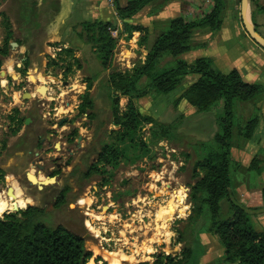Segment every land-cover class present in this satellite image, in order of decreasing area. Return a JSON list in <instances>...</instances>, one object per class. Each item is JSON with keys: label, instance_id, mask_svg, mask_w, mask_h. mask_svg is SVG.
Here are the masks:
<instances>
[{"label": "rangeland", "instance_id": "rangeland-1", "mask_svg": "<svg viewBox=\"0 0 264 264\" xmlns=\"http://www.w3.org/2000/svg\"><path fill=\"white\" fill-rule=\"evenodd\" d=\"M103 4L110 10L107 1ZM28 11L19 0H0V172L4 175L0 201H9L4 195L8 188H18L15 176L24 178L18 200L44 211L47 227L62 226L83 238L92 254L86 264H153L157 254L180 256L185 247L180 232L194 209L192 189L206 176L203 162L219 145L223 101H208L202 111L183 99L199 78L189 75L175 91H153L133 100L134 108H129L128 97L118 96L122 90L117 84L146 59L140 48L142 30L132 31L136 49L126 26L120 29L114 60L105 69L89 40L101 28L95 24L113 21L77 26L72 43L70 38L68 42L48 35L44 28L26 35L16 31ZM170 60H162L157 71L168 68ZM256 68L260 72L255 69L257 73L247 80L264 87V65ZM219 70L228 74L232 69ZM149 83L145 77L139 88ZM42 87L48 89L45 96L39 93ZM27 94L33 97L24 99ZM132 109L159 125L142 119L135 128L123 117L126 113L131 117ZM235 116L232 189L237 202L253 212L256 229L262 232L264 92L253 101H237ZM256 117L258 127L249 134V123ZM163 125L172 136L166 135ZM103 148L109 155L101 160ZM35 164L47 169L37 176L39 181L48 179L43 190L37 181L27 179L32 172L38 175ZM27 207L18 211L13 207L0 220L12 215L22 218ZM211 225L205 219L196 226L206 249L198 264H230L228 249L211 233Z\"/></svg>", "mask_w": 264, "mask_h": 264}, {"label": "trees", "instance_id": "trees-1", "mask_svg": "<svg viewBox=\"0 0 264 264\" xmlns=\"http://www.w3.org/2000/svg\"><path fill=\"white\" fill-rule=\"evenodd\" d=\"M153 1L155 0H134L127 9L123 10L119 8L117 0L115 12L119 20L127 21ZM261 1L251 0L254 12L264 13ZM223 9V1L215 0L213 12L200 21L187 23L183 19H176L170 22L154 48L150 51L143 49L146 53L145 61L139 63L132 75L127 78L122 77L117 84L122 90L118 96L128 97L129 108H134L133 100L145 98L153 91L159 94L171 93L181 85L182 79L186 76L197 75L198 81L186 91L183 99L198 106L202 111L207 108L205 103L208 101L213 102L212 100L218 99L224 103L225 118L222 123V132L217 137L219 145L211 149L203 162V168L207 174L192 189L194 209L186 219L187 226L180 232L179 241L184 243L185 247L180 256L157 254L153 264H198L206 255V249L200 235L195 232L196 226L205 219L212 224L211 233L218 235L220 242L228 249L226 255L230 264L237 262L264 264V230L257 231L252 219L253 212L240 205L235 199L231 167L235 105L239 100L253 101L264 92V89L260 85L246 83L238 71L234 70L228 74L219 72L209 59H200L192 65L176 60L178 56L191 49V39L196 30L208 28L218 32L221 29ZM98 25L101 28L89 41L97 47L96 53L104 68L109 69L114 60L117 42L109 31L115 30L116 26L114 24H95L94 26ZM92 26L93 24H87V27ZM126 29L133 35L132 31L135 30L133 27L126 25ZM140 30L145 35L144 39L147 38L146 31ZM6 52L3 51L5 54ZM169 58L171 60L168 68L157 71L162 60ZM145 77L150 80V83L145 88H139L140 81ZM89 104L90 107L93 106V102ZM118 105L119 102L115 101V109ZM85 108L86 105L83 106V112ZM131 113V117L129 113L123 116L124 121L128 119L135 128H139L142 119L159 125L151 117L146 118L134 109ZM116 118L119 120L120 115L117 114ZM259 121L260 118L256 117L249 123V134L258 127ZM161 127L164 131L167 129L164 125ZM170 132L172 133V130H166V135L172 136ZM107 155L109 153L106 148L99 152L101 160ZM92 170H96V166H93ZM46 216L44 211L30 208L22 218L12 215L3 221L0 220V264H82V262L86 264L92 258L83 238L62 226L47 227L44 222Z\"/></svg>", "mask_w": 264, "mask_h": 264}, {"label": "crops", "instance_id": "crops-1", "mask_svg": "<svg viewBox=\"0 0 264 264\" xmlns=\"http://www.w3.org/2000/svg\"><path fill=\"white\" fill-rule=\"evenodd\" d=\"M19 1L29 9L28 13L20 18L22 24L15 27V30L21 34H35L37 30L44 28L48 31V35L56 34V37L60 36L61 39H66L68 42L70 38V42H72V36H76L77 26L113 21L116 29L119 30H124L126 25L135 30L144 29L147 38L144 39V45L142 44L143 47L140 48H146L149 51L154 48L170 22L176 19H183L187 23L197 22L212 13L215 7V0H155L130 20L121 21L114 9L106 10L103 4L106 0ZM133 1L118 0L119 8L125 10ZM222 1L224 9L221 17L223 22L221 29L218 32H213L208 28L196 30L191 39V49L178 56L176 60L192 65L200 59H209L219 72H221L219 68H230L231 71H238L246 83L252 84L247 80V77L251 78L255 73L260 72L256 66L260 63L264 65V51L250 37L245 24H253L257 33L264 37V13L254 12L251 0L244 10L243 0H240L241 15H238L237 0ZM261 3L264 6V1ZM239 16L242 17L243 24L240 22ZM133 40V46L138 49L137 39L134 38V35ZM142 51L144 52V50ZM131 53L132 56L135 55L134 52ZM257 85L260 84L257 83ZM261 86L263 87V85Z\"/></svg>", "mask_w": 264, "mask_h": 264}, {"label": "water", "instance_id": "water-1", "mask_svg": "<svg viewBox=\"0 0 264 264\" xmlns=\"http://www.w3.org/2000/svg\"><path fill=\"white\" fill-rule=\"evenodd\" d=\"M248 2H249V0H243V9L244 10L246 9V7L248 5ZM245 25H246V29H247L248 34L264 49V39L257 33L256 29L252 25H250L248 23H246ZM40 90L41 91H39V93L41 95H44L45 96L47 94L48 89L46 87H42ZM26 96H28V97H24V99H26V98L31 99L32 98V95L27 94ZM29 122H30V120L27 121L26 125H29ZM80 142H81V138H79L77 140L78 146H79ZM38 166H39L40 169H43V166L42 165H38ZM29 175H28V177H29ZM34 178L35 179L33 181L30 180L29 178L28 179L30 180V182L35 183L36 180H37V177L34 175ZM47 181H48V179H45V180H42V181H38V184L40 185L39 186V189L40 190H43L44 189V186L47 184ZM49 181L51 183H55L56 182V179L55 178L54 179H50L49 178ZM12 196L15 197V195L13 194V189L11 188L9 190V197L11 198ZM14 205H15V211H18L19 210V207H17L16 203ZM29 208H30V206L27 207V209H29ZM7 214L8 213H5L4 214V217ZM82 264H84V262H82Z\"/></svg>", "mask_w": 264, "mask_h": 264}, {"label": "bare ground", "instance_id": "bare-ground-1", "mask_svg": "<svg viewBox=\"0 0 264 264\" xmlns=\"http://www.w3.org/2000/svg\"><path fill=\"white\" fill-rule=\"evenodd\" d=\"M29 179L32 180V181L35 179L33 172L29 175ZM16 195H17V197H20L21 192L17 191ZM1 199H3V198H1ZM18 199L19 198H16V197L12 196L11 199H10V202H7L6 200L0 201V215H4L5 213L11 211L13 207L15 208V205H14L15 203H16V205L18 203L19 204V207L24 206V205H27L28 201H21V199L20 200H18ZM175 206L176 207H175L174 211L176 212L177 209H178V206L176 204H175Z\"/></svg>", "mask_w": 264, "mask_h": 264}, {"label": "flooded vegetation", "instance_id": "flooded-vegetation-1", "mask_svg": "<svg viewBox=\"0 0 264 264\" xmlns=\"http://www.w3.org/2000/svg\"><path fill=\"white\" fill-rule=\"evenodd\" d=\"M29 95H32V94H29ZM25 97H28V96H26L25 95ZM32 97H33V95H32ZM28 120H30V122L29 123H31V119H29V118H27L26 119V123H27V121ZM38 150L37 149H35V152H37ZM39 164H35V167H36V172H37V174L38 175H36V174H34L36 177L37 176H39V175H41V174H43L47 169H46V167L45 166H43V169H40L39 168V166H38ZM0 177H2V178H4V175H3V173L2 172H0ZM5 179H7V178H5ZM15 179H16V183H17V185H18V188H13V187H11L12 189H14L13 190V194L15 195V197L16 198H19V197H17V195H16V193H17V189H19V190H21V189H24V187H23V185H24V183H25V179L24 178H21V177H16L15 176ZM28 179V178H27ZM3 180H0V182H2ZM28 181H29V179H28ZM37 182L39 181V179H37L36 180ZM1 186V185H0ZM11 188H8V190H7V192L4 194L5 195V197L10 201V197H9V190L11 189ZM38 189H39V185H38ZM45 189V188H44ZM22 191V190H21ZM8 201V202H9ZM17 207H19V204L17 203ZM20 208V207H19ZM22 209V208H21Z\"/></svg>", "mask_w": 264, "mask_h": 264}, {"label": "built area", "instance_id": "built-area-1", "mask_svg": "<svg viewBox=\"0 0 264 264\" xmlns=\"http://www.w3.org/2000/svg\"><path fill=\"white\" fill-rule=\"evenodd\" d=\"M108 5L111 7V8H115L116 6V3H117V0H106ZM119 34H120V30L119 29H116V30H113L111 31V36L114 38V39H119Z\"/></svg>", "mask_w": 264, "mask_h": 264}]
</instances>
